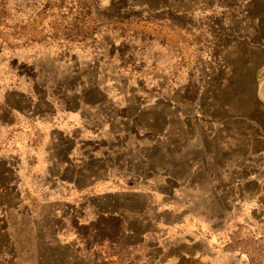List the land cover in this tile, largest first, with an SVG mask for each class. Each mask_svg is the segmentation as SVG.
<instances>
[{
	"label": "rangeland",
	"instance_id": "obj_1",
	"mask_svg": "<svg viewBox=\"0 0 264 264\" xmlns=\"http://www.w3.org/2000/svg\"><path fill=\"white\" fill-rule=\"evenodd\" d=\"M0 264H264V0H0Z\"/></svg>",
	"mask_w": 264,
	"mask_h": 264
}]
</instances>
